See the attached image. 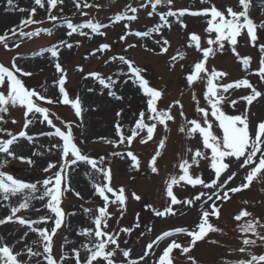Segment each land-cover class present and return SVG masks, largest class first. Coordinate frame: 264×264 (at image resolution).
<instances>
[{
	"label": "snow or ice",
	"instance_id": "snow-or-ice-1",
	"mask_svg": "<svg viewBox=\"0 0 264 264\" xmlns=\"http://www.w3.org/2000/svg\"><path fill=\"white\" fill-rule=\"evenodd\" d=\"M67 2L74 7L75 13L83 17L89 16V12L84 9L102 7L101 4L89 3L88 0H67ZM33 3L34 7L26 9L19 8L15 0H7L6 11L27 12L28 15L19 24L0 34V46L4 49L11 51L21 46L20 42L13 39L14 37H38L42 32L52 35L50 28L24 30L30 25H40L45 22L35 19L37 7L45 11L48 21L59 22L57 26L66 25L67 37H72L74 33L87 39H92L93 36L106 37L107 33L102 29L106 30L119 22L127 21L123 25L125 31L119 36V40L126 43L124 53L137 47L135 43H127L128 37H136L145 41L140 46L146 52L156 55L167 54L171 43L163 35L165 30L170 31L174 24H178L182 30H187L185 16L203 19L206 25L203 30L205 36L202 37L194 31L189 32L186 45L181 46L194 48L200 54L188 66L189 71L183 77L189 89H194L198 83L204 85L201 95L206 106H201L200 98L195 91H192L193 118H188L185 114L184 104L179 98L172 100L166 108H161L159 104L166 89L153 86L146 78L144 68L137 65L126 54H113L104 61L105 64L118 62L119 65L124 66L119 67L113 74L105 76L98 71H93L83 77L84 79L91 77L98 82L103 89L107 90V95L116 101L124 100V96L118 94L119 85H127L129 82L145 98L144 107L138 113H133V119L127 128L123 123L125 110L121 108L116 111L115 116L118 119L114 122V135L117 139L99 138L115 148L121 145L126 146V151L114 150L111 156L130 160V170L139 171L141 167L140 158L131 150L133 142L137 139L140 144L154 142L158 126H162L164 131L168 132L169 122L176 120V115L173 114L174 109L179 110L178 116L183 120L178 129L179 132L189 140L198 136L201 147L185 146L180 150L176 163L172 165L175 171L170 172L163 182V195L166 199L162 210L150 203L144 207L158 218L177 215L178 210L174 208L177 205L186 208L196 207L198 209L197 223L191 230L187 227H176L162 231L147 242L142 254L136 257L133 256L132 248L122 246L121 234L131 235L136 229H140L141 217L137 213L132 226H120V220L127 212L129 201L127 186H114V174L110 163H106V158L100 156L96 159L85 154L77 143L74 126L83 128L86 109L82 99L79 96L70 98L66 88L68 74L60 62V50L61 48L71 50L74 44L61 38L58 43H53L50 47L36 53V55L50 53L55 72L59 73L54 81L57 93L53 96L47 95L48 89L44 85H40L39 88L25 86L22 78L31 77L34 73L19 66L17 56H13L8 65L0 63V125L9 123L4 114H10V110H23V125L19 132L13 133L6 127L0 126V134H4L0 136V201L17 198L14 206L10 207L9 214L0 218V226L12 223L26 229L15 243H10L5 237L0 236V264H69V261L71 264H145L149 257H152L151 264H176L174 250H179L180 256L184 257L188 264H200L190 254L197 246V242L205 241L210 233L228 235L224 228L212 222L213 219L217 221L220 219L223 205L230 202L236 194L250 190L254 183L264 185V117L258 118L257 114L251 111L254 102L264 99V91L257 86H264V43L259 42L264 39V36L260 35V32L264 31V20L258 22L253 18L250 11L252 0H236L234 6L221 7H218L214 0H200L201 4L207 6L195 10L188 7L175 8V0H142L138 6L126 4L123 11L109 18L110 23L97 22L94 18L82 23H74L66 15L53 14V10L64 5L66 0H33ZM161 6L166 10H159ZM141 9L147 10L148 17H158V20L147 30H133L131 23L138 20V12ZM60 12L63 13L62 7ZM245 36L249 46L257 50L255 68L252 67L253 57L248 54L241 55L238 51L240 38ZM149 40L156 45L155 48L148 46L146 41ZM75 46L79 47L80 42L76 41ZM226 46L230 48L245 74L230 82H225L228 72L218 70L215 66L209 67L210 60L217 54L223 53ZM111 48L110 43L102 42L89 55L106 54ZM186 56V51L179 49L171 55L167 65L169 71H174L176 65L184 61ZM185 67L183 63H180L182 70ZM78 71L83 73V67H78ZM253 75L257 77V83L250 80L249 77ZM240 89L246 90V94L233 98L234 91ZM88 91L92 92L94 89L88 88ZM241 101L245 105L243 110L230 114L225 109V105L236 109ZM54 104L70 105L77 120H60L49 107L44 106ZM53 117L60 120V126L54 122ZM11 123L17 124L18 121L12 119ZM37 123L45 125L50 130L41 131L36 135L58 138V142L52 143L48 151L58 150L59 158L55 162H48L42 168L44 173H50L45 178L36 182H26L3 169L10 163L8 158L27 163L31 167L35 165L33 156L44 155L43 152L33 151L31 156H23L16 151L21 147V140L27 141L30 145L34 143L36 137L29 132L30 126H35ZM214 125L219 129V134L213 130ZM167 141V135L158 140L154 154L148 162L147 167L153 174L160 173L158 159L166 149ZM84 142L83 139L80 140V144ZM202 162L207 164L211 173L207 179L198 171ZM81 163L90 166L92 173L98 174L93 176L92 173L86 172L91 180L93 196L97 197L101 203L96 204L94 208L81 205L91 226L76 230L78 237L85 238L79 246H74L76 242L65 236L61 254L57 258L54 237L62 227H70L66 223V218L75 215L65 211L64 198L68 193H72L83 199L81 193L71 186V173ZM233 165L236 166L235 171H232ZM241 171L244 174L240 177V183L230 186ZM188 186L203 190L194 192L190 198H178L174 189H184ZM260 191L264 193V187ZM130 196L137 202L142 199L136 191H132ZM33 201L40 202L41 207H35L32 204ZM241 204L243 206L231 216L235 225L232 230L237 233L238 243L235 247L229 248L228 252L230 255L235 254V258H222L221 264H264V251L259 254L256 251L264 249V214L249 210V207L255 208L257 205L264 207V199L259 201L245 199L241 201ZM112 208L115 211H110ZM30 209L37 213L42 209L46 211L38 219L18 215ZM117 213H119L118 216ZM114 218L116 228H112L109 223ZM148 231H152L151 226L148 227ZM30 233L35 234L37 239L29 242ZM179 234L186 235L190 240L182 244L177 239H172ZM164 241L168 242L161 249L160 244ZM209 242L220 245L219 240L213 239ZM64 245L69 246L67 251H64Z\"/></svg>",
	"mask_w": 264,
	"mask_h": 264
},
{
	"label": "rangeland",
	"instance_id": "rangeland-1",
	"mask_svg": "<svg viewBox=\"0 0 264 264\" xmlns=\"http://www.w3.org/2000/svg\"><path fill=\"white\" fill-rule=\"evenodd\" d=\"M102 2L103 0H88L89 3ZM109 1V0H107ZM106 1V2H107ZM142 0H137L136 5L138 6ZM16 5L19 8H30L34 7L33 0H15ZM127 2L121 0L114 7H110L104 4L106 10L103 12L96 11L94 9H84L90 10L91 16H97L98 22L110 23L109 18L113 17V13L119 11V8H125ZM214 3L218 6L235 5L236 0H214ZM264 0H252L251 14L254 19L258 22L264 20ZM207 5L201 4L200 0H175V8H192L193 10L206 7ZM63 8V13L60 12V8ZM7 0H0V34H2L7 29L14 27L19 24L20 21L25 18L28 13L18 12V11H6ZM159 10L164 11L166 8L161 7ZM74 7L67 2L64 5L58 6L57 9L53 10V14L66 15L73 20L74 23H82L86 20L79 13H75ZM138 20L131 23V28L133 30H147V28L152 27L158 20V17H148L147 10L141 9L138 12ZM37 20H44L45 22L40 25H30L26 27V31H32L36 28H50L52 29V35H46L43 33L37 37H26L23 40L18 38L21 46L18 49H12L11 51L4 49L0 46V63L8 65L13 56H17V63L24 69L33 72L31 77H23L26 87L39 88L40 85H44L48 89L47 95L53 96L57 93V88L54 85V81L58 78L59 73L55 72L52 59L49 54H45L44 57L40 55H35L37 49L44 46H51L53 43H58L61 38L67 40L74 44L71 50L66 48H61L60 52V62L67 72V83L66 88L69 92L70 98L79 96L82 99L83 105L86 109L83 119V128H76L74 126V134L77 137V143L81 147L85 154L90 155L93 158L99 159L100 156L106 158V163H110L113 174H114V186H127V192L129 194V201L127 205V212L124 218L120 220V226H132L135 222L136 214L139 213L141 217V228L136 229L131 235L121 234V244L123 247H128L133 249V256H139L142 254L143 249L147 242L154 239L156 235L160 234L162 231L174 229L176 227H187L189 230L194 227L197 223L198 209L196 207L186 208L181 205L174 206L177 209V215L166 216L164 218H158L151 214L144 206L146 204H152L154 207L160 208L165 204V197L163 195L164 189V179L167 178L170 172L175 171L172 165L176 163L178 154L180 150L185 146L201 147L199 143V137L189 140L184 134L179 132V127L183 123V120L178 116V109H174V115H176V120L169 122V131L165 132L162 126H158L156 131L154 142H149L148 144H140L139 140L133 142L131 150L138 155L141 160V167L139 171L130 170L129 164L130 160H121L111 156V152L114 150L126 151L127 148L121 145L119 148H115L113 145H109L100 140V137H105L108 139H117L114 135V122L118 119L115 116L116 111L123 108V123L125 127L130 126V122L133 119V113H138L144 107V97L139 93V90L129 82L127 85L120 84L118 88V94L124 96L123 101H116L112 97L107 95V90L103 89L98 82L94 81L91 77L84 79V75L89 72L98 71L101 74L107 76L113 74L119 67H124L119 65L118 62L111 64H105L104 61L108 59L113 54H126L131 57L137 65L141 66L145 70V76L149 79L150 83L157 88H165V95L160 102L159 106L161 108H166L167 105L174 99H181L184 104V111L188 118H193L194 116V102L191 100L192 91L197 93L198 98L201 100V106H206L202 98V90L204 85L198 83L195 85L194 89H189L186 87V82L184 80V75L189 71V65L198 58L200 55L195 51L194 48H182L181 46L186 45L187 33L197 32L202 37L205 36L204 28L206 27L203 19L191 16H185L184 21L188 25L187 30H182L178 24H174L172 29L165 30L163 35L169 39L171 47L169 52L164 55H156L150 52H146L140 45L145 43L136 37H128L127 43H135L137 47L134 49H129L127 53H124V48L126 43L119 40V36L125 31L123 25L127 21L119 22L106 31V37L93 36L92 39H87L78 34H73L72 37L66 36L65 26H57L59 22H51L46 19V13L43 9L37 7V14L35 16ZM90 31V30H85ZM155 35V34H154ZM261 36H264V31L260 32ZM36 38V39H35ZM13 39H17L14 37ZM79 41L80 46L76 47L75 42ZM108 42L112 45V48L106 54L97 53L96 56H90L89 53L93 51L99 43ZM150 48H155L156 45L150 40L146 41ZM264 43V39L259 41ZM186 51L187 56L183 63L186 67L182 70L180 68V63L176 65L174 71H169L168 62L171 55L175 54L177 50ZM158 51V49H157ZM238 51L241 55L248 54L253 57L252 67H256L257 50L253 49L247 43V37L240 38V43ZM21 54V55H18ZM19 56V57H18ZM87 57V58H86ZM215 66L218 70H223L229 73L225 82H230L232 80L243 77L245 74L241 70L240 63L236 60L235 56L232 54L230 48L226 46L223 53L217 54L215 58H212L209 62V67ZM78 67H83L84 72L78 71ZM42 69V71H41ZM115 78V77H114ZM253 83H257V77H249ZM258 88L264 91V86L257 85ZM88 88L94 89V91L89 92ZM183 93V95H181ZM246 94V90L240 89L233 93V98H238L241 95ZM43 104V102H41ZM50 108L51 112L55 113L60 120L66 121H76L77 118L74 116V110L71 109L70 105L54 104V105H44ZM244 102L241 101L237 105L236 109H231L225 105V109L230 114H235L238 111L243 110ZM251 111L257 114L258 118L264 117V99H259L258 102H254L251 107ZM5 119L9 121L7 125H0L6 127L13 133H17L22 129L23 125V110L22 109H12L10 114H4ZM15 119L18 121L17 124H12L11 120ZM54 122L60 126V120H56L53 117ZM78 122V121H77ZM45 125L37 123L35 126H30L29 134L34 135L35 141L33 144H29L25 140H21V147L16 149L19 155L31 156L33 151L43 152L44 155L33 156L32 159L35 161L34 166H29L27 163L10 160V163L3 169L4 171L14 175L17 178H21L26 182H36L45 178L50 173H44L42 168L46 166L48 162H55L59 158L58 150L53 149L51 152L48 148L51 147L52 143L58 142V138H50L43 135H36L41 131H49ZM213 130L219 134V129L213 126ZM4 134H0L3 136ZM167 135L168 141L166 149L163 151L162 156L158 159L160 173L159 175L153 174L150 168L147 167L151 155L154 154L158 140ZM83 139L85 142L80 144V140ZM195 170V169H194ZM236 170V166L233 165L232 171ZM55 171V170H53ZM207 179L211 173L207 168L205 162L201 163L198 170ZM86 172L92 173L90 166L81 163L75 171L71 173V186L81 193L83 199L76 197L72 193H68L63 201V207L68 213H75V215L68 216L66 218V223L70 227H62L58 234L54 237L55 245L54 250L57 258L61 254L62 245L64 243V237L68 236L71 241L76 242L74 246H79V243L84 241V237H78L76 235V230L82 227H89L90 222L87 215L83 212L81 205L86 208H94L96 204H100L101 201L93 196V189L91 187V180ZM93 176H98V174L92 173ZM243 172L237 176L236 180L232 185L240 183V177L243 176ZM40 185L38 184V188ZM264 187L262 184H256L252 186L250 190H245L242 193H238L233 196L232 200L223 205L222 215L217 221L213 219V223L219 227L224 228L225 232L228 233L227 236H221L218 233H210L209 237L203 242H197V246L190 253L194 256L200 264H221L222 258H235V254H229L228 249L235 247L238 243L236 236L237 233L233 232L234 221L231 216L235 214L243 205L242 200L259 201L264 199V193H261L260 189ZM199 187L193 189L188 186L184 189L176 188L174 189L178 198H190L194 192H198ZM136 191L141 195V201L137 202L131 199L130 193ZM206 191V190H205ZM17 200L13 197L10 201H0V218L9 214L11 206H14V202ZM32 204L35 207H41L40 202L33 201ZM250 211H255L257 214H264V207L257 205L255 208L249 207ZM46 210L39 213L30 209L28 211H22L18 215L26 216L31 219H38L40 215L45 214ZM110 211H115L114 208ZM184 213L181 215L180 213ZM117 216L119 213L116 214ZM112 228H116V220L109 221ZM50 226V225H49ZM152 227V231H148V227ZM26 229L17 224L8 223L6 225L0 226V236L5 237L10 243H15L16 239L23 234ZM143 233V235H141ZM37 239L35 234L30 233L28 236V241ZM172 239H177L182 244H186L190 240L184 234H179L178 236L172 237ZM219 240L220 245H213L210 240ZM168 241H164L160 244L162 249ZM68 245H64V251L68 250ZM257 253L264 251V249H257ZM159 255V252H157ZM173 255L176 256V264H188L184 257H181L179 250H174ZM152 257L147 258L145 264H151ZM71 264V261H69Z\"/></svg>",
	"mask_w": 264,
	"mask_h": 264
},
{
	"label": "bare ground",
	"instance_id": "bare-ground-1",
	"mask_svg": "<svg viewBox=\"0 0 264 264\" xmlns=\"http://www.w3.org/2000/svg\"><path fill=\"white\" fill-rule=\"evenodd\" d=\"M41 57H44V59H45V56L44 55H41Z\"/></svg>",
	"mask_w": 264,
	"mask_h": 264
}]
</instances>
